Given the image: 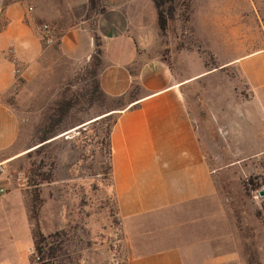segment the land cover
<instances>
[{"label":"crops","instance_id":"crops-1","mask_svg":"<svg viewBox=\"0 0 264 264\" xmlns=\"http://www.w3.org/2000/svg\"><path fill=\"white\" fill-rule=\"evenodd\" d=\"M211 2L210 16L196 18L193 7L196 23L202 20L197 39L217 40L228 50L238 46L241 52L212 68L199 57L197 69L184 78L161 58L164 32L153 0H99L98 9L88 0H4L0 10V163L27 151L22 132L37 111L30 104L58 60L87 64L98 58L99 88L119 105L101 117H113L109 166L118 216L123 223L147 216L146 243H163L126 264H183L191 245L169 243H241L236 209L220 190L219 169L264 158V36L249 18L237 15L235 0ZM43 25L52 43H46ZM227 67L235 68L245 91L234 101L217 97L222 109L212 114V122L222 123L225 114L234 116V124L222 125L243 153L226 164L219 163L216 143L205 131L209 123L192 113L185 87ZM219 127H213L214 137L221 136ZM38 144L35 148L43 143ZM214 248L211 262H218ZM23 249L16 245L20 259ZM11 254V243L0 239V264H12Z\"/></svg>","mask_w":264,"mask_h":264},{"label":"rangeland","instance_id":"rangeland-1","mask_svg":"<svg viewBox=\"0 0 264 264\" xmlns=\"http://www.w3.org/2000/svg\"><path fill=\"white\" fill-rule=\"evenodd\" d=\"M235 1L237 15L249 18L252 29H259L264 36V0ZM3 3L0 0V10ZM211 3V0H173V15L160 50L161 58L178 78L193 74L201 57L212 68L218 61L237 57L241 52L238 46L228 50L217 40L211 44L207 38L197 39L196 30L202 27V20L196 23L195 17L210 16L207 11ZM193 7L197 8L195 17ZM207 45L214 48L215 56L205 48ZM95 70L93 60L87 64L58 60L41 82L43 87L37 89L35 103L30 104L37 111L34 119L26 121L22 132L21 143L28 146L27 151L21 158L4 164L0 173V180L7 188L0 198V239L12 245V264H33L37 259L35 241L41 243L49 264H126L133 256L153 252L160 249L157 245H163L146 243L147 216L126 223L118 216L109 166V130L113 117L96 119L75 129L119 106L95 89ZM223 70L216 76L189 82L185 88L192 113L209 123L205 131L208 130L210 142L216 143L213 147L221 156L219 163L227 164L243 153L237 151L234 136L227 134L222 125L229 121L234 124V116L225 114L222 123L212 122V114H218V106L222 109L217 97L226 96L234 101L244 95L245 88L234 67ZM64 109L63 120L53 126L52 135L58 137L35 148L50 125L49 119H56ZM213 123L215 128L219 124L220 137H214ZM219 175L223 178L220 190L236 209L241 243L169 244L191 245L185 249L183 264H264V195L258 194L264 191V158L257 155L247 166L221 168ZM135 239L141 243H135ZM18 243L24 248L22 259L17 255ZM212 244L215 255L221 256L218 262H211Z\"/></svg>","mask_w":264,"mask_h":264},{"label":"trees","instance_id":"trees-1","mask_svg":"<svg viewBox=\"0 0 264 264\" xmlns=\"http://www.w3.org/2000/svg\"><path fill=\"white\" fill-rule=\"evenodd\" d=\"M90 3V8L91 9H98V4L99 0H88ZM155 3V6L157 8V17H158V24L162 32H165L168 23H169V18H172L173 11H174V6H173V0H153ZM94 63L96 64V68L100 65V61L98 58H95ZM97 70L94 71V82H95V89L100 91L102 94L103 92L99 88L98 80H97ZM104 95V94H103ZM68 106V104H66ZM65 110H62L60 115L56 119H49V127L45 132L41 135L40 138V143L45 144L44 142L47 141L49 138H51L53 135V126L56 122H60L63 120ZM41 144L39 147L43 146ZM50 179V178H49ZM260 214V213H259ZM40 233H38V237H40ZM34 250L36 254V261L33 262V264H49L47 260L44 259L45 251L43 247L41 246V243H34Z\"/></svg>","mask_w":264,"mask_h":264},{"label":"built area","instance_id":"built-area-1","mask_svg":"<svg viewBox=\"0 0 264 264\" xmlns=\"http://www.w3.org/2000/svg\"><path fill=\"white\" fill-rule=\"evenodd\" d=\"M42 29L46 32L45 34V41L46 43H52L53 42V38L50 34L49 28L47 25H43ZM4 171L3 165L2 163H0V173H2ZM6 185L1 182L0 180V198L6 193Z\"/></svg>","mask_w":264,"mask_h":264},{"label":"bare ground","instance_id":"bare-ground-1","mask_svg":"<svg viewBox=\"0 0 264 264\" xmlns=\"http://www.w3.org/2000/svg\"><path fill=\"white\" fill-rule=\"evenodd\" d=\"M108 114H109V113H105V114H102V115H100V116L95 117L94 119L88 120V121L84 122L83 124H81V125H79V126H76L75 129L78 128V127H80V126H82V125H84V124H86V123H89V122H91V121H93V120H96V119H99V118H101V117H103V116H106V115H108ZM73 130H74V129H73ZM71 131H72V130H69V131H67V132H71ZM67 132H64L63 134H65V133H67ZM63 134H61V135H63ZM56 137H58V136H56ZM56 137H54V138H56ZM30 149H33V148H30Z\"/></svg>","mask_w":264,"mask_h":264},{"label":"water","instance_id":"water-1","mask_svg":"<svg viewBox=\"0 0 264 264\" xmlns=\"http://www.w3.org/2000/svg\"><path fill=\"white\" fill-rule=\"evenodd\" d=\"M85 125V124H84ZM84 125H82V126H84ZM81 127V126H80ZM258 194L260 195V196H263L264 195V191L263 190H260V191H258Z\"/></svg>","mask_w":264,"mask_h":264}]
</instances>
